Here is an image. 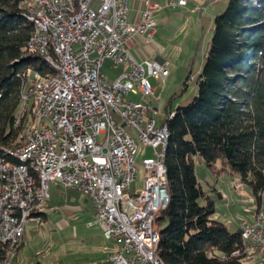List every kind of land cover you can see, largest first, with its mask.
<instances>
[{
  "label": "built area",
  "instance_id": "1",
  "mask_svg": "<svg viewBox=\"0 0 264 264\" xmlns=\"http://www.w3.org/2000/svg\"><path fill=\"white\" fill-rule=\"evenodd\" d=\"M31 1L33 12L25 14L41 15L44 20L45 35H39L38 49L45 50L47 59L55 60L47 46V27H54L63 53V60L56 61L65 72V80L51 79L50 84H57V95H50V84L46 85V103L58 100V107L44 116L39 132L30 139L28 152L22 155L41 161L45 180L63 189L80 190L90 198L94 222L102 227L106 239L118 243L111 264H158L154 238L165 204L159 159L165 113L159 116L161 111L153 104L130 100L128 95H154L150 78L165 82L170 74L168 61L138 59L130 51L139 38L148 43L154 40L153 11L161 6L153 0H140L137 15L130 20L132 0H97V4L82 0L84 19L71 22L64 18L65 7H72L71 0ZM187 3L178 0L170 5ZM48 11H57L59 23L50 22ZM108 59L122 66L112 81L102 72ZM193 79L190 76L187 84ZM35 91L30 80L29 92ZM127 127L142 131L152 154L143 159L146 186L133 194L130 189L137 171L138 148ZM30 182L32 175L23 168L0 160V243L19 235L13 231L16 207L29 209L36 199L29 195ZM39 193H46V202L50 200V189L45 187V192ZM34 220L38 217L29 215L27 224ZM241 227L249 236V250H259L264 257V215L258 213L254 221L243 222Z\"/></svg>",
  "mask_w": 264,
  "mask_h": 264
},
{
  "label": "trees",
  "instance_id": "2",
  "mask_svg": "<svg viewBox=\"0 0 264 264\" xmlns=\"http://www.w3.org/2000/svg\"><path fill=\"white\" fill-rule=\"evenodd\" d=\"M28 8V0H0V154L6 158L23 144L29 120H35L34 100L30 106L24 101L29 79L36 71L51 70L28 49L36 29L25 16ZM165 123L170 133L164 159L169 202L158 218L160 256L165 264H245L241 231L232 232L214 217L215 201L202 188L195 161L202 159L211 169L220 163L222 171L237 174L261 199L264 0H229L215 17L198 94L186 106H167ZM212 191L222 197L215 186ZM9 252L8 246L0 247V264Z\"/></svg>",
  "mask_w": 264,
  "mask_h": 264
},
{
  "label": "rangeland",
  "instance_id": "3",
  "mask_svg": "<svg viewBox=\"0 0 264 264\" xmlns=\"http://www.w3.org/2000/svg\"><path fill=\"white\" fill-rule=\"evenodd\" d=\"M177 1L153 0L161 7L153 11L152 16L157 29L154 40L150 42L154 50L152 54L169 62L170 76L165 82L150 78L154 95L143 93L128 95L130 100L153 104L161 111L159 116L164 113L167 106L172 109L186 106L198 94V75L205 63L213 36L215 17L227 8L229 2L187 0L188 3L184 6L170 5L171 2ZM139 6L140 0L131 1L130 20L137 15ZM145 46L149 51V45ZM102 72L112 81L122 72V66L108 59L103 63ZM190 75H193L194 79L186 86ZM25 93H28V89ZM32 102L33 99H30L26 103L30 106ZM29 122L23 140L26 139L29 128L38 123L36 119L34 121L30 119ZM127 130L135 135L138 145V153L135 156L137 176L130 189L133 194L145 186L146 170L143 159L152 154L139 140L137 131L129 127ZM195 169L202 188L215 201L217 211L214 217L224 222L232 232L241 231V223L254 221L259 212H264V199L254 196L237 174L222 171L220 163L215 169H211L207 167L205 161L196 159ZM214 186L223 197L212 191ZM49 189L52 198L39 206L40 220L30 221L26 225L22 244L14 252L10 251L6 255L3 264H55L59 261L57 259H65V256L61 255L64 254V250L66 252L68 243H71L69 251L71 250L72 242L76 241L72 230L61 228L60 223L64 220L71 223L84 221L91 215L92 202L86 194L77 189H63L52 182L49 183ZM41 210L47 215L42 214ZM68 252L64 254L66 258ZM245 253H247L245 264H264L257 253L251 251Z\"/></svg>",
  "mask_w": 264,
  "mask_h": 264
},
{
  "label": "bare ground",
  "instance_id": "4",
  "mask_svg": "<svg viewBox=\"0 0 264 264\" xmlns=\"http://www.w3.org/2000/svg\"><path fill=\"white\" fill-rule=\"evenodd\" d=\"M29 3L30 5L27 12H33V2L29 0ZM71 4L72 7H65L64 18L70 20L71 22L82 21L85 16V6L82 0H71ZM90 4H97V0H90ZM25 16L29 21L33 22L36 27L34 33L31 35L28 41V49L29 51L42 56L43 59L51 67V70L47 71L44 74L40 71H36L34 72L33 76L29 79V81L31 80V89H36L35 93L29 92L28 81V93L26 94V101L30 100L31 98L34 100V119H36L38 123L36 125H32L29 128L26 139L24 140L23 144L13 150L10 149V153L7 152V154L11 155L10 158H6L5 155L0 154V160L3 162V164H10L11 162L12 167L23 168L24 172L27 175H32V182H30L29 184V195L31 197H36L32 204L29 205V209H27L25 206L16 207L17 217H15V223H13V231H18L19 235H17L16 237L8 236L6 243H0V247L8 246L9 251L13 252L22 243L25 228L29 220V215H33V213L39 208V206L46 201V193L39 192H45V187L46 189H49V183L52 182V180H45V171L43 169L41 161H39L38 158H33L31 156H23L22 154L28 152V145H30V139H32L33 133L39 132V126L44 120V116L48 113H53L55 111V107H58V100H51V104L46 103V85H49L51 83V79L54 78L57 80H65V72L62 69L60 63L56 61L63 60V53L61 51L60 42L55 39V28L47 27V46L49 47V55H52V57L55 59L50 60L47 59L45 55V50L38 49L39 35H45L44 20H42L41 15L25 14ZM48 19L52 23H59V14L57 13V11H48ZM49 94L57 95V84H50ZM23 112L24 108L21 115H23ZM173 114L174 113L172 112L170 116H173ZM19 117L18 123L16 125L19 124ZM162 133L163 135L161 137V144L159 146V159L161 162L162 176L165 187V204L163 205V209H165L169 202V193L167 189L166 167L164 164V159L170 135L168 125L165 122L162 126ZM137 135L141 143L146 146L145 138L142 137V131H137ZM134 143H136V147L138 148L135 137ZM143 164L145 166V161H143ZM136 176L137 171L134 172V180H136ZM261 197L264 199V189L261 192ZM259 215H264V213L259 212ZM241 235L245 245V251L257 253L261 260L264 262L263 252H259V250H249L250 240L246 231L241 230ZM159 243L160 234L159 227H157L154 238V258L158 262V264H165L163 258L160 256L159 253Z\"/></svg>",
  "mask_w": 264,
  "mask_h": 264
},
{
  "label": "crops",
  "instance_id": "5",
  "mask_svg": "<svg viewBox=\"0 0 264 264\" xmlns=\"http://www.w3.org/2000/svg\"><path fill=\"white\" fill-rule=\"evenodd\" d=\"M140 44L141 46H139ZM146 44L149 45V51L145 46ZM152 50V44L150 42H145L143 38H139L137 42L132 44L130 47V51L138 59L142 57H149L151 59L161 60L162 58L152 54ZM221 196L223 197L222 193ZM38 212L39 209L33 213V217H38V220H40ZM41 212L42 214H46L43 210H41ZM95 219V212L92 204L91 215L87 216L84 221L79 223H71L70 221L64 220L60 223L61 228L65 230H72V234L76 241L72 242L70 251L69 246L71 243L67 244L66 252L64 250V254L69 251L68 258H66V255L62 254L61 257L65 256V259H57L59 261L55 264H111L110 257L114 252L117 251L118 243L115 240H108L104 237L103 229L99 224L94 222Z\"/></svg>",
  "mask_w": 264,
  "mask_h": 264
}]
</instances>
